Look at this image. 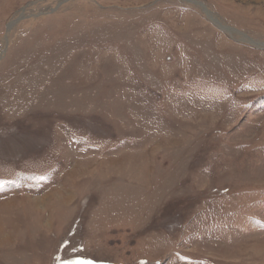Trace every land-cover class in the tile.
Instances as JSON below:
<instances>
[{
  "label": "rangeland",
  "instance_id": "obj_1",
  "mask_svg": "<svg viewBox=\"0 0 264 264\" xmlns=\"http://www.w3.org/2000/svg\"><path fill=\"white\" fill-rule=\"evenodd\" d=\"M0 181V264H264V0H0Z\"/></svg>",
  "mask_w": 264,
  "mask_h": 264
},
{
  "label": "snow or ice",
  "instance_id": "obj_2",
  "mask_svg": "<svg viewBox=\"0 0 264 264\" xmlns=\"http://www.w3.org/2000/svg\"><path fill=\"white\" fill-rule=\"evenodd\" d=\"M2 182V181H0ZM62 264H91L90 261H83V260H76V261H72V260H69V261H63Z\"/></svg>",
  "mask_w": 264,
  "mask_h": 264
},
{
  "label": "water",
  "instance_id": "obj_3",
  "mask_svg": "<svg viewBox=\"0 0 264 264\" xmlns=\"http://www.w3.org/2000/svg\"><path fill=\"white\" fill-rule=\"evenodd\" d=\"M202 7H203V10L205 11V13L207 14L208 18H209L212 22L217 23L215 20H213L211 17H209L208 13H207L206 10H205L206 6H205L204 4L202 5ZM217 24H219V23H217ZM219 26H221V25L219 24ZM221 27H222V26H221Z\"/></svg>",
  "mask_w": 264,
  "mask_h": 264
},
{
  "label": "bare ground",
  "instance_id": "obj_4",
  "mask_svg": "<svg viewBox=\"0 0 264 264\" xmlns=\"http://www.w3.org/2000/svg\"><path fill=\"white\" fill-rule=\"evenodd\" d=\"M195 3H196V1H195ZM211 15V14H210ZM212 16V15H211ZM213 17V16H212ZM214 18V17H213ZM252 42H255L256 44H257V42L255 41V40H253V39H250Z\"/></svg>",
  "mask_w": 264,
  "mask_h": 264
}]
</instances>
